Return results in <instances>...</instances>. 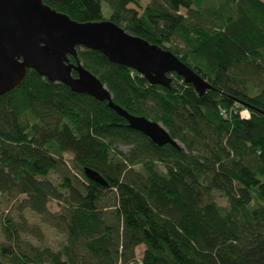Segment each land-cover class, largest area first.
<instances>
[{
  "label": "trees",
  "instance_id": "16d2710c",
  "mask_svg": "<svg viewBox=\"0 0 264 264\" xmlns=\"http://www.w3.org/2000/svg\"><path fill=\"white\" fill-rule=\"evenodd\" d=\"M41 1L170 51L211 89L200 95L176 74L171 89L153 86L78 48L70 61L97 77L115 105L160 123L180 145L157 147L107 101L29 70L0 96V197L66 243L35 245L29 237L42 240L39 226L5 217L0 264H264V1ZM87 169L108 185L89 180Z\"/></svg>",
  "mask_w": 264,
  "mask_h": 264
},
{
  "label": "water",
  "instance_id": "95a60500",
  "mask_svg": "<svg viewBox=\"0 0 264 264\" xmlns=\"http://www.w3.org/2000/svg\"><path fill=\"white\" fill-rule=\"evenodd\" d=\"M78 48L103 54L110 62L136 71L149 84L167 89L172 74L191 84L200 95L211 85L170 51L131 35L112 23H78L52 10L41 0H0V96L14 90L29 70L73 92L108 102L124 118L130 129L145 135L157 147L180 148L158 122L131 115L115 105L106 86L76 60ZM76 73V76H74ZM87 178L103 187L107 182L95 171L85 170Z\"/></svg>",
  "mask_w": 264,
  "mask_h": 264
},
{
  "label": "rangeland",
  "instance_id": "374dc122",
  "mask_svg": "<svg viewBox=\"0 0 264 264\" xmlns=\"http://www.w3.org/2000/svg\"><path fill=\"white\" fill-rule=\"evenodd\" d=\"M264 1V0H262ZM142 6L145 7L148 3L149 0H141ZM217 0H212L210 3L206 4L207 6L209 5H216ZM130 8H134L133 6H130ZM184 13V11H181ZM103 14L106 18H109L111 14V10L109 7L106 5V3H103ZM178 43H180L178 41ZM120 150L123 152H127L129 148L127 147H120ZM65 159L70 162L71 157L69 155L65 156ZM52 180L54 182L58 181V176L56 174H53L51 176ZM23 199V198H20ZM217 203L221 206H226V201L224 198L218 196L217 197ZM19 202H4V200L0 197V243L4 242V236L2 233V227H3V219L5 217H11L17 222L21 221V217L27 219V222L29 225H37L40 227L41 233H42V240H39L36 237H29V240L35 245H46L54 249L55 251L59 250L63 244L66 243V236L59 233L56 229H53L52 227L46 225L43 223L42 219L36 216L35 214L31 213L30 211H21L18 208ZM49 210L51 213H56L59 211L58 204L56 202H51L49 205ZM145 248L144 246H140L136 249V257L141 258L143 255Z\"/></svg>",
  "mask_w": 264,
  "mask_h": 264
},
{
  "label": "built area",
  "instance_id": "2783aa9c",
  "mask_svg": "<svg viewBox=\"0 0 264 264\" xmlns=\"http://www.w3.org/2000/svg\"><path fill=\"white\" fill-rule=\"evenodd\" d=\"M136 264H142V263H141V260H137V263H136Z\"/></svg>",
  "mask_w": 264,
  "mask_h": 264
},
{
  "label": "bare ground",
  "instance_id": "6f19581e",
  "mask_svg": "<svg viewBox=\"0 0 264 264\" xmlns=\"http://www.w3.org/2000/svg\"><path fill=\"white\" fill-rule=\"evenodd\" d=\"M173 79V78H172Z\"/></svg>",
  "mask_w": 264,
  "mask_h": 264
}]
</instances>
